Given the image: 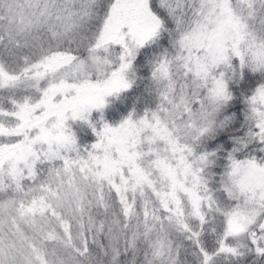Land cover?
Masks as SVG:
<instances>
[{"label": "snow or ice", "instance_id": "obj_1", "mask_svg": "<svg viewBox=\"0 0 264 264\" xmlns=\"http://www.w3.org/2000/svg\"><path fill=\"white\" fill-rule=\"evenodd\" d=\"M0 264H264V0H0Z\"/></svg>", "mask_w": 264, "mask_h": 264}]
</instances>
